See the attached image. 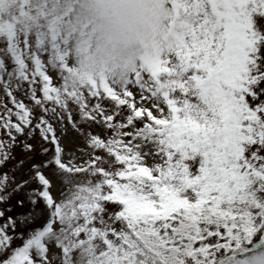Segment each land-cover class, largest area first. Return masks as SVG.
<instances>
[{
	"label": "snow or ice",
	"instance_id": "6c2138e0",
	"mask_svg": "<svg viewBox=\"0 0 264 264\" xmlns=\"http://www.w3.org/2000/svg\"><path fill=\"white\" fill-rule=\"evenodd\" d=\"M0 264H264V0H0Z\"/></svg>",
	"mask_w": 264,
	"mask_h": 264
}]
</instances>
